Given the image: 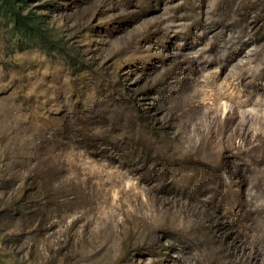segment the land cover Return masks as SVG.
<instances>
[{"label": "rangeland", "instance_id": "1", "mask_svg": "<svg viewBox=\"0 0 264 264\" xmlns=\"http://www.w3.org/2000/svg\"><path fill=\"white\" fill-rule=\"evenodd\" d=\"M28 8L45 44L0 19V264H184L203 247L216 264L226 226L263 250L259 216L216 219L242 183L264 211V115L247 112L264 91L235 112L229 95L264 85V0Z\"/></svg>", "mask_w": 264, "mask_h": 264}, {"label": "bare ground", "instance_id": "2", "mask_svg": "<svg viewBox=\"0 0 264 264\" xmlns=\"http://www.w3.org/2000/svg\"><path fill=\"white\" fill-rule=\"evenodd\" d=\"M205 33L206 32L203 31V34ZM239 38L237 37L238 40ZM237 51H240V49H238ZM247 84L250 85V89H248L245 93H242V94H245V97L241 98V96L237 92L234 94L232 93L229 94L235 103V106H233V109H234L233 112H235L237 107L242 106L243 104L247 103L251 99L252 94H254L255 92L259 90L264 91V85L259 82H256V80L249 79L247 81ZM214 103H216V101ZM261 103H264V96L258 97L256 99V104H261ZM233 112H230L227 115L228 123L234 114ZM247 112L251 115H259V114L264 115V113L259 112L258 108L247 110ZM240 126H241V122L236 126V129H241ZM250 142H251V146L253 147L259 146V145L264 146V133H259V132L252 133ZM258 172L262 173L261 170ZM243 175L245 176V174ZM242 184L239 188L236 187L237 189L236 190L234 189L229 195H225L224 197H221L224 203L218 208V216L216 220L218 223L225 222V225H227L230 222V219L225 215V211L232 218L234 215L239 216V213H244L245 215H248L251 217L259 216L260 219L263 221L262 232L264 233V211L261 213L258 209L248 206L247 202H250L252 200L255 193H250L249 195H247L244 189L241 188L243 186ZM210 200L212 201L211 197H210ZM208 204H210V202H208ZM242 226L248 227L249 224L243 223ZM224 231L226 232L225 234L227 235V237H229L230 243H228L226 246L223 244L225 246L224 250L220 248L221 253L219 256L222 259L217 260L216 264H264V249L261 250L260 245L258 247H253L245 243L243 236H242L243 233H241L238 228L233 229V228L226 226V227L221 228V232L224 233ZM199 250L202 252L200 253V255L198 254L196 249L192 251L193 253L190 251L192 253L191 256H193L194 258L196 257V258L195 260H191V259L190 261L187 260L184 264H206V262H204V258L211 257L210 249L203 247V248H200Z\"/></svg>", "mask_w": 264, "mask_h": 264}, {"label": "trees", "instance_id": "3", "mask_svg": "<svg viewBox=\"0 0 264 264\" xmlns=\"http://www.w3.org/2000/svg\"><path fill=\"white\" fill-rule=\"evenodd\" d=\"M28 3L29 0H0V19H4L12 34L25 44L41 39L45 44L48 36L44 31V14L27 9ZM11 264L17 262L13 261Z\"/></svg>", "mask_w": 264, "mask_h": 264}]
</instances>
